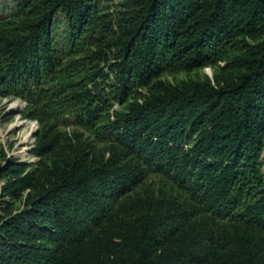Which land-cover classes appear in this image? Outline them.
I'll list each match as a JSON object with an SVG mask.
<instances>
[{
    "label": "trees",
    "instance_id": "1",
    "mask_svg": "<svg viewBox=\"0 0 264 264\" xmlns=\"http://www.w3.org/2000/svg\"><path fill=\"white\" fill-rule=\"evenodd\" d=\"M12 1L0 99L28 103L39 160L0 169L22 200L2 203L0 264H264V0ZM223 60L216 82L158 80Z\"/></svg>",
    "mask_w": 264,
    "mask_h": 264
},
{
    "label": "rangeland",
    "instance_id": "2",
    "mask_svg": "<svg viewBox=\"0 0 264 264\" xmlns=\"http://www.w3.org/2000/svg\"><path fill=\"white\" fill-rule=\"evenodd\" d=\"M100 6L106 13L116 14L121 10V5L126 0H99ZM18 16V9L12 0H0V24L4 25L7 22H13ZM56 43L60 44L65 40L67 33V23L65 17L62 14L58 15L56 20ZM232 53L231 56H234ZM228 60V59H227ZM227 60L220 61L216 64L208 65L202 68H197L190 72H165L158 79L168 85L178 86L185 82L191 81H213L216 82L218 79L228 74V71L224 70ZM101 67L105 66V63H101ZM149 88L143 89V94L149 93ZM134 99V95L129 97L128 103ZM14 103L18 105L16 107H11ZM125 105H121L119 102H114L112 105V110H120L124 108ZM28 111V103L20 98L9 97L0 99V169L7 165L11 161H16L19 163L35 164L39 158L34 156V149L36 146V136H33V142L23 157L20 152L24 145L22 144V133L25 131L24 126H15L13 124L17 121L18 117L23 119L25 122L33 123L34 131L37 133L40 126L37 121L25 119V113ZM74 120L71 117H64L59 122V131L70 132L71 136L74 138L75 134L83 135L84 139L89 142L93 150L98 154H103L106 148L110 144V139L108 135H99L97 132L84 131L79 127L74 125ZM29 128V126H27ZM33 131V133H34ZM36 135V134H35ZM262 170L264 172V152L262 155ZM5 181L0 179V216L3 214L2 208L5 206L2 203L8 202L10 207L17 210L22 207V200L15 201L13 198L6 196L4 198V186ZM153 190H163V191H174L172 184L167 180L157 174H151L146 180L145 187ZM142 188L141 190H143ZM175 192V191H174Z\"/></svg>",
    "mask_w": 264,
    "mask_h": 264
},
{
    "label": "bare ground",
    "instance_id": "3",
    "mask_svg": "<svg viewBox=\"0 0 264 264\" xmlns=\"http://www.w3.org/2000/svg\"><path fill=\"white\" fill-rule=\"evenodd\" d=\"M17 105H18L17 103H14L11 107H16ZM15 126H24V127H26L24 129L25 131L22 133V136H21L22 144L24 145V147L22 148V150L20 152V154L23 157H25L27 151L29 150L30 145L33 142V131L35 130L34 129V125H33V123L25 122V121H23V119L18 117L17 121L13 124L12 127H15ZM27 126H29V128Z\"/></svg>",
    "mask_w": 264,
    "mask_h": 264
},
{
    "label": "water",
    "instance_id": "4",
    "mask_svg": "<svg viewBox=\"0 0 264 264\" xmlns=\"http://www.w3.org/2000/svg\"><path fill=\"white\" fill-rule=\"evenodd\" d=\"M35 134H36V132L34 131L33 136H35ZM32 149H34V148H32Z\"/></svg>",
    "mask_w": 264,
    "mask_h": 264
}]
</instances>
